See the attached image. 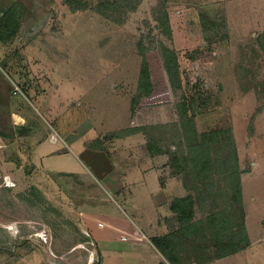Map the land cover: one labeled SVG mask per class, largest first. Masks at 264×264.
<instances>
[{
  "label": "rangeland",
  "instance_id": "374dc122",
  "mask_svg": "<svg viewBox=\"0 0 264 264\" xmlns=\"http://www.w3.org/2000/svg\"><path fill=\"white\" fill-rule=\"evenodd\" d=\"M25 1L45 14V28L37 37L16 38L3 58L12 84L11 95L0 84V264H102L85 221L94 208L114 215L120 207L151 234L137 209L147 212L155 200L165 215L163 225H155L163 228L165 195L149 199L138 183L141 193L133 196L127 184L124 193L137 207L132 211L117 194H106L83 150L101 136L117 171L130 179L148 164L152 177H188L183 102L201 141L230 129L238 149L241 201L219 199L215 210L233 222L241 209L251 243L211 264H264V0H142L120 21L100 12L114 0ZM165 12L172 39L160 22ZM162 43L177 54L181 89L168 79ZM144 67L149 96L138 95ZM15 83L20 91L12 95ZM11 111L24 115L29 129H19ZM53 133L62 136L55 144ZM209 209V202L195 206L170 229L205 219ZM92 220L97 224L98 217ZM157 255L146 260L170 264L160 250ZM132 261L105 257L106 264Z\"/></svg>",
  "mask_w": 264,
  "mask_h": 264
},
{
  "label": "trees",
  "instance_id": "16d2710c",
  "mask_svg": "<svg viewBox=\"0 0 264 264\" xmlns=\"http://www.w3.org/2000/svg\"><path fill=\"white\" fill-rule=\"evenodd\" d=\"M141 1L114 0L112 3H105V10L100 12L105 13L108 18H115V20L120 21L122 15L135 11ZM20 7L23 13L28 12L21 3L18 4V8ZM16 9V6H13L3 16L0 21V28L3 26L4 19ZM165 16L166 19L163 18L160 22L164 26L166 38L172 39V28L166 12ZM208 31L209 28L205 25V34ZM1 38L5 40V37ZM161 56L172 88L174 90L181 89V75L175 50L162 43ZM144 64L146 65V63ZM146 69L147 67H144V72ZM149 77L148 71L141 72L139 96L143 94L149 96L147 94L152 90ZM144 85L147 91H144ZM136 99L138 100L137 97L134 98V100ZM179 115L181 128L184 131L182 134L186 139L185 144L187 143L186 165L191 171L188 177L182 175L189 194L183 198L174 199L171 203V210L180 216H186L195 206H204L208 202L210 209L205 219L171 231L168 234V242L161 246L158 245V249L170 264H210L243 251L251 243L244 225L245 216L241 209L240 216L233 222H230L226 211L215 210L221 207L219 199L223 203L225 197H232L233 202L241 201L242 182L238 149L230 129L213 132L209 135V140L201 141L196 135L193 118L188 114L185 102L179 104ZM0 136H5V134L0 131ZM209 141H212V145L209 144ZM98 142L99 140L95 141L96 145L94 146H97ZM221 187L223 192L217 191ZM235 225L237 228L233 230L234 228L230 226ZM192 243H196L195 246L191 247L190 244Z\"/></svg>",
  "mask_w": 264,
  "mask_h": 264
},
{
  "label": "crops",
  "instance_id": "0c3cea01",
  "mask_svg": "<svg viewBox=\"0 0 264 264\" xmlns=\"http://www.w3.org/2000/svg\"><path fill=\"white\" fill-rule=\"evenodd\" d=\"M25 6L28 10L27 13H23L21 7L18 8V4ZM37 5V4H36ZM34 5V7L36 6ZM16 6V10H13L3 21V26L0 28V84L3 83L5 87L6 95H11V91L9 86L12 84V77L9 75L7 70L11 67L7 62L5 57L6 50L10 49V47L14 46V41L16 38L20 39L24 38H33L37 37L42 33L41 28L44 27L45 19L44 15H39L37 8H34L33 5L27 3L25 0H0V21L5 16V14L12 8ZM19 11V12H18ZM32 12L30 14L29 12ZM19 14V15H18ZM29 15V16H28ZM14 16V17H13ZM19 23V25H18ZM33 24H37L36 28ZM5 37V40L3 38ZM29 38V39H30ZM18 46V45H17ZM15 47V53L17 56L21 53V47ZM21 56V62L23 61V57ZM13 59V58H12ZM4 60V62H2ZM9 61V60H8ZM20 62V61H19ZM9 63V62H8ZM15 83L14 85H16ZM1 87V85H0ZM12 94V95H17ZM132 107V105H131ZM12 117L15 115L16 121L15 123L20 124L19 129H29L27 126L26 118L24 115L20 114L18 111H11ZM11 118V117H10ZM90 129H85L84 134L89 131ZM56 135H51L50 141L52 144H55L59 141L62 136L55 133ZM73 136V135H72ZM63 140V139H62ZM100 140L97 143V146H93L94 142ZM102 137L98 136L95 139L86 142V147L83 150V154L90 160L89 162L91 165L97 170L101 177L102 187L108 191L107 193L117 194L119 197L123 199V201L131 207V210H136L137 207L135 203L131 201L132 195H126L124 191H127L126 188L128 187L127 184L131 185L133 191V196L135 190L139 191L137 188L138 183H142L144 188L146 189L145 192L148 194V198L156 199L157 193H161L165 195V202L164 205L167 207L165 209L167 220L165 221L164 227L161 229H166V231H162L159 229L155 223L157 222L158 226L163 225L162 211L158 208L157 201L153 200L151 202V207L147 210V212L142 209V211L138 208L137 214L140 218L145 221L146 227L150 231L151 234L145 232L143 228L139 226L138 223L135 222L134 218L127 214L126 211L122 210L120 207L114 209L115 213L113 214H106L96 210L86 212V225L87 229L91 233V238L97 248V251L101 255V263L106 264L105 257H112L114 256L116 259H119L123 262L124 257L133 260L132 264H151L148 263L146 259L148 257L158 258L157 250L158 245L164 240V235L169 234L171 231L177 229V226L172 227L170 229V222H178L179 214L174 213L170 208L171 204L168 206V199L169 198H183L189 194V191L184 185L182 176H168L165 177L161 174H158L155 177L149 174L151 169L150 164L149 167L141 173V177H133L130 179L127 175H123L121 172L117 171L116 166L110 156L108 151L109 148L105 146V143L102 141ZM93 144V145H92ZM33 157V156H32ZM37 167V166H36ZM155 171L157 169H154ZM66 174V173H65ZM69 174V173H68ZM156 175V174H155ZM153 178V179H152ZM129 182V183H128ZM132 182V183H131ZM129 191V190H128ZM140 192V191H139ZM141 193V192H140ZM98 217L97 224H94L92 218ZM103 219L107 222L108 226L106 227ZM163 222V223H161ZM99 224H102L101 226ZM104 224V225H103ZM180 227V226H179ZM164 237V238H163ZM169 237V236H168ZM169 239V238H168ZM163 242L164 243H167ZM250 247V246H249ZM241 252V251H240ZM239 253V252H238ZM237 254V253H235ZM234 255V254H233ZM232 256V255H230ZM165 259V257L162 255ZM229 257V256H228ZM160 258V256H159ZM227 258V257H225ZM224 259V258H222ZM221 260V259H220ZM136 261V262H135ZM167 263H170L167 259H165ZM218 261V260H216ZM214 261V262H216ZM213 263V262H211ZM210 263V264H211Z\"/></svg>",
  "mask_w": 264,
  "mask_h": 264
},
{
  "label": "built area",
  "instance_id": "2783aa9c",
  "mask_svg": "<svg viewBox=\"0 0 264 264\" xmlns=\"http://www.w3.org/2000/svg\"><path fill=\"white\" fill-rule=\"evenodd\" d=\"M18 91H20V89H18V87L15 85V89H14V94H16V93H18ZM100 226L102 225V224H99Z\"/></svg>",
  "mask_w": 264,
  "mask_h": 264
}]
</instances>
